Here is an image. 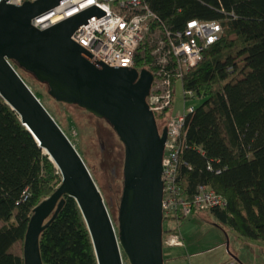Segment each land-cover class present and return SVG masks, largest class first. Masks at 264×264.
Masks as SVG:
<instances>
[{
  "label": "trees",
  "instance_id": "obj_1",
  "mask_svg": "<svg viewBox=\"0 0 264 264\" xmlns=\"http://www.w3.org/2000/svg\"><path fill=\"white\" fill-rule=\"evenodd\" d=\"M144 1L156 17L135 52L136 67L170 76L173 85L179 78V56L164 48L155 53L159 39L167 38L168 30H184L193 18L222 21V36L181 74L185 96L199 101L185 112L176 181L189 199L203 184L228 199L225 206L194 208L191 213L209 210L220 227L232 228L240 240L264 243V0ZM160 54H166V62L160 61ZM12 62L20 72L22 65L15 59ZM35 93L43 101L42 91ZM173 101L156 113L158 122ZM54 117L92 171L70 126L74 121L67 125L58 114ZM61 183L56 162L0 95V264H25L24 238L34 208ZM65 198L61 211L40 237L44 264H98L83 212L74 197ZM186 216L177 211L165 219L179 221ZM114 223L118 228L115 219ZM164 228V240L178 229ZM125 261L130 264L126 256Z\"/></svg>",
  "mask_w": 264,
  "mask_h": 264
},
{
  "label": "water",
  "instance_id": "obj_2",
  "mask_svg": "<svg viewBox=\"0 0 264 264\" xmlns=\"http://www.w3.org/2000/svg\"><path fill=\"white\" fill-rule=\"evenodd\" d=\"M64 1L0 0V95L62 173L60 186L34 208L24 238V262L44 264L41 234L70 195L88 224L98 264H126L125 256L130 264H165L163 159L168 126L160 128L147 98L155 73L110 65L99 56L93 61L94 53L72 38L75 30L107 13L96 3L45 29L32 23ZM12 59L46 82L57 101L77 103L114 126L125 145L118 228L81 152Z\"/></svg>",
  "mask_w": 264,
  "mask_h": 264
},
{
  "label": "built area",
  "instance_id": "obj_3",
  "mask_svg": "<svg viewBox=\"0 0 264 264\" xmlns=\"http://www.w3.org/2000/svg\"><path fill=\"white\" fill-rule=\"evenodd\" d=\"M22 4L25 0H7ZM98 4L107 13L85 23L75 30L72 38L87 47L110 65L136 66L134 56L140 42L151 30L156 14L144 0H66L49 11L37 15L32 23L45 29L93 4ZM157 35V31L155 32ZM223 34L220 19L202 20L193 18L187 22L184 30L170 31L168 37L158 41L153 51L161 53L164 48L179 56V78L202 58L203 49L217 41ZM166 54H160V61L166 62ZM173 83L170 76L155 74L148 102L155 113L160 114L173 100ZM187 108L193 109L191 105ZM187 110V109H186ZM186 112V111H185ZM185 112L173 116L168 126V137L164 152V214L173 215L177 211L189 214L193 209H202L214 205L225 206L228 199L214 187L201 185L193 199L187 198L176 181L178 172V154L180 134L185 121ZM176 244V239H172Z\"/></svg>",
  "mask_w": 264,
  "mask_h": 264
},
{
  "label": "rangeland",
  "instance_id": "obj_4",
  "mask_svg": "<svg viewBox=\"0 0 264 264\" xmlns=\"http://www.w3.org/2000/svg\"><path fill=\"white\" fill-rule=\"evenodd\" d=\"M19 70L35 91H42V99L54 115H59L65 124L72 123L74 135L91 166L93 175L100 186L106 202L110 205L112 217L119 223L125 145L114 126L104 117H99L77 103L57 101L49 92V85L23 66ZM174 101L171 109L159 118L160 128L166 125L172 116L183 114L187 107L199 101L197 97H187L183 90L181 78L173 85ZM72 119V120H71ZM101 144H104L102 149ZM166 227H178L176 232L169 233L164 240V255H167L169 243L176 239V255L186 253V258L179 257L175 264H264V243L253 239L241 241L232 228L226 230L216 223L215 216L209 210H200L187 214L185 219H165ZM239 252L237 258L228 250ZM15 249H19L16 245ZM226 250L232 261H215L214 256H221ZM236 251V253H237Z\"/></svg>",
  "mask_w": 264,
  "mask_h": 264
},
{
  "label": "crops",
  "instance_id": "obj_5",
  "mask_svg": "<svg viewBox=\"0 0 264 264\" xmlns=\"http://www.w3.org/2000/svg\"><path fill=\"white\" fill-rule=\"evenodd\" d=\"M241 241H244V240H241ZM168 246H169L168 253H167V255H164L165 264H175L176 260L179 257H181V258L187 257L186 253L176 255V246H177L176 244L169 243ZM228 248H229L228 250H230L234 255L237 254V255H235V256H237V258L239 257V252L235 249H232L229 242H228ZM236 251H237V253H236ZM214 258H215V261H217L218 259H221L220 261H224V260L229 261V262L232 261L230 253H228L226 250L221 252V256L216 255V256H214ZM232 264H235V263H232Z\"/></svg>",
  "mask_w": 264,
  "mask_h": 264
}]
</instances>
